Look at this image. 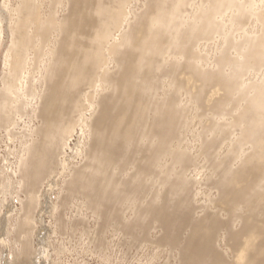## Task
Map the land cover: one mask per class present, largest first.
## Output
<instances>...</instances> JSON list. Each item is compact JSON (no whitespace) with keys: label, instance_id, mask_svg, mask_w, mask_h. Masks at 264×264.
Here are the masks:
<instances>
[{"label":"bare ground","instance_id":"bare-ground-1","mask_svg":"<svg viewBox=\"0 0 264 264\" xmlns=\"http://www.w3.org/2000/svg\"><path fill=\"white\" fill-rule=\"evenodd\" d=\"M3 46L0 264L48 262L74 199L98 240L149 219L177 264H264V0H3Z\"/></svg>","mask_w":264,"mask_h":264},{"label":"rangeland","instance_id":"rangeland-1","mask_svg":"<svg viewBox=\"0 0 264 264\" xmlns=\"http://www.w3.org/2000/svg\"><path fill=\"white\" fill-rule=\"evenodd\" d=\"M3 2V0H0V4ZM7 33L5 34L6 41L9 42L10 39V33L8 30V24H6ZM7 42V45H8ZM5 52V46H3L0 50V72L3 67V55ZM197 123H196V122ZM196 123V126L194 124ZM194 122L190 125L191 129L194 127H200L198 118L194 120ZM189 126V127H190ZM194 126V127H193ZM190 136V134H189ZM5 138H1L0 135V161L4 154L5 150V144L4 141ZM12 159L13 157L10 156ZM2 163L0 162V165ZM191 170H194L191 168ZM194 173V171H193ZM196 186H199L200 184H195ZM202 189L205 192L210 193L211 190L208 189V187L204 186ZM214 190V189H212ZM144 196V194H142ZM75 197L82 198L79 194H76ZM197 198L205 199L206 197L204 195H197ZM70 199V198H69ZM146 199V198H145ZM148 199V198H147ZM49 201V200H48ZM75 204L80 205V201L78 199H74ZM74 203L68 205L67 207L63 208L61 210V216L63 217L65 227L62 230H54L53 226V217H50V213L48 212H41L40 215L42 216L41 219L37 220L36 229L40 232V235H34L33 236V248L36 251V248H38V251L42 250L44 247L41 244L40 236H43L44 241L46 243H49V254L50 259H48V262L44 260V264H52L55 259V262H60L61 264H72L74 262L80 263V264H177L178 259L176 257V251L169 250L168 244H166L164 247L157 246V241L160 238V241L162 239V229L156 222H153L152 220H145L140 226H133L131 231L129 233H126L124 231L115 230L112 227H105L103 237L100 236V240L97 239V233L100 231L99 225L95 224V219L92 216V213L90 210H88L85 206H76ZM202 204V201L198 203H194V205ZM222 206L221 204H219ZM12 207L11 203H8L7 207L2 208L0 211V215L2 213L7 212L9 208ZM108 207H111L112 205L108 204ZM16 208V207H15ZM122 210H124V206L120 207ZM12 209V208H11ZM195 209V210H194ZM189 209V212L186 216H182L184 218L183 222L180 223L181 225L179 227L178 231V238L180 240H183L187 237L188 233L190 232V224L187 220H189V217L196 216L199 209L194 208ZM14 212V209H12ZM129 209H126L123 211L126 215L128 213ZM81 215H80V214ZM86 215L84 220L79 221L76 215L82 216ZM120 214H122V211H120ZM42 220H44V224H42ZM47 226V228H44L43 226ZM106 224H102L100 226H103ZM43 227V229H42ZM83 227L85 230H87V233H84ZM98 228V230H97ZM97 230V233H96ZM54 232V234L52 233ZM157 243V244H156ZM223 246V244H221ZM64 247V250L57 254L56 250L60 247ZM225 248V247H224ZM2 252L0 253L3 257V260L6 261L8 258H10V250H6V248H2ZM36 251V252H38ZM229 251V249H228ZM35 254H31L29 257H34L37 262L43 261L40 256H36ZM30 258H24L25 261L30 262ZM153 259V260H152ZM33 261V260H32Z\"/></svg>","mask_w":264,"mask_h":264}]
</instances>
